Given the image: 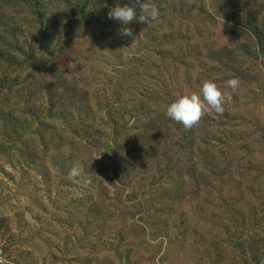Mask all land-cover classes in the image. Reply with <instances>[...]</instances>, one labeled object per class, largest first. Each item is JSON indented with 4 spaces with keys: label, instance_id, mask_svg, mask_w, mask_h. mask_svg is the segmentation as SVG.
<instances>
[{
    "label": "rangeland",
    "instance_id": "rangeland-1",
    "mask_svg": "<svg viewBox=\"0 0 264 264\" xmlns=\"http://www.w3.org/2000/svg\"><path fill=\"white\" fill-rule=\"evenodd\" d=\"M116 2L0 0V264H264V0Z\"/></svg>",
    "mask_w": 264,
    "mask_h": 264
},
{
    "label": "clouds",
    "instance_id": "clouds-1",
    "mask_svg": "<svg viewBox=\"0 0 264 264\" xmlns=\"http://www.w3.org/2000/svg\"><path fill=\"white\" fill-rule=\"evenodd\" d=\"M139 5V11L137 10ZM107 7V4L104 5ZM159 16V11L155 6L148 5L146 0H130L129 3L121 4L119 0L110 7L107 17L120 23L119 35L132 36V31L126 27L131 22L147 23L155 20ZM238 80L230 78L224 82L226 88L235 91L238 87ZM232 96L225 93L213 81L205 80L201 83L197 91H188L179 95L169 103L165 109V115L173 121L179 122L185 129H190L196 125L205 114L215 113L220 115L224 111V105L231 103ZM82 168L73 166L68 172V178L79 177Z\"/></svg>",
    "mask_w": 264,
    "mask_h": 264
}]
</instances>
